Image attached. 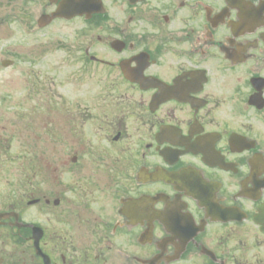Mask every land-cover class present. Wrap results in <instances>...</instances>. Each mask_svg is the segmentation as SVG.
I'll use <instances>...</instances> for the list:
<instances>
[{
    "label": "flooded vegetation",
    "instance_id": "obj_1",
    "mask_svg": "<svg viewBox=\"0 0 264 264\" xmlns=\"http://www.w3.org/2000/svg\"><path fill=\"white\" fill-rule=\"evenodd\" d=\"M65 2L0 0V264H264V0Z\"/></svg>",
    "mask_w": 264,
    "mask_h": 264
},
{
    "label": "rangeland",
    "instance_id": "obj_2",
    "mask_svg": "<svg viewBox=\"0 0 264 264\" xmlns=\"http://www.w3.org/2000/svg\"><path fill=\"white\" fill-rule=\"evenodd\" d=\"M15 8L19 10L18 5H14V9ZM38 8L39 6L37 1H35L29 7L31 11L36 12ZM11 30V48L13 51V56L15 57L20 58L25 52H29L36 56L47 55L49 58L46 60L44 65L53 66L54 62L59 61L64 54L68 53V50L65 47H58L57 42L43 43L41 39L44 37H41V34L38 32L28 35L27 30H25V28H23L19 22H16L15 19L13 20ZM34 70V72L26 75V68H23L21 60L17 61L15 66H9L8 68L0 65V98L5 97L3 101L10 104L9 109L14 118H16L15 113L21 112V108L19 109L18 106H15V104L22 102V98L24 94H26V90L28 91L29 89L28 82L40 81V78L37 74L38 69L34 68ZM39 70H41V68ZM28 71L30 72L32 70L28 69ZM55 77L60 79V76L58 75ZM35 85L38 86V84ZM15 146L16 150H18L20 144H15Z\"/></svg>",
    "mask_w": 264,
    "mask_h": 264
},
{
    "label": "water",
    "instance_id": "obj_3",
    "mask_svg": "<svg viewBox=\"0 0 264 264\" xmlns=\"http://www.w3.org/2000/svg\"><path fill=\"white\" fill-rule=\"evenodd\" d=\"M71 4H70V0H66V2H65V5H63L60 9H59V11L57 12V13H55V14H53V17H56V16H64V15H66V16H72V15H75V13H76V15L77 14H80V12H74V11H72V9H71ZM6 66L8 65V64H5Z\"/></svg>",
    "mask_w": 264,
    "mask_h": 264
}]
</instances>
